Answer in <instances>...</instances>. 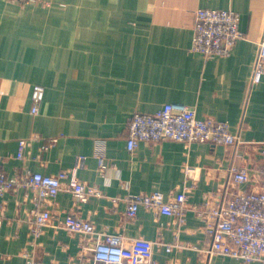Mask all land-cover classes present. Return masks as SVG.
Masks as SVG:
<instances>
[{
	"label": "crops",
	"instance_id": "crops-1",
	"mask_svg": "<svg viewBox=\"0 0 264 264\" xmlns=\"http://www.w3.org/2000/svg\"><path fill=\"white\" fill-rule=\"evenodd\" d=\"M197 8L233 9L242 36L227 56L190 50ZM264 25V0H52L50 5L0 0V155L3 170L76 175L100 195L77 203L61 189L44 207L54 217L34 248L38 264H76L92 240L62 227L74 210L97 231L153 242L156 263L263 264L220 254L198 210L217 201L231 165L254 171L264 140V77L251 83ZM34 84L45 88L31 112ZM192 107L200 118L229 124L242 144L141 141L127 149V121L165 103ZM26 141L18 158L19 142ZM106 167L99 169L98 157ZM241 184L239 189H249ZM186 188L183 220L141 206L126 216L131 194ZM24 190L0 196V264H24L33 202ZM171 247L168 251L165 245Z\"/></svg>",
	"mask_w": 264,
	"mask_h": 264
},
{
	"label": "built area",
	"instance_id": "built-area-1",
	"mask_svg": "<svg viewBox=\"0 0 264 264\" xmlns=\"http://www.w3.org/2000/svg\"><path fill=\"white\" fill-rule=\"evenodd\" d=\"M20 3L50 5L52 0H12ZM242 36L240 14L233 9L197 8L194 11L190 50L205 57L227 56ZM264 77V25L258 44V52L253 64L251 83ZM45 88L34 84L31 90V112L37 113L44 98ZM127 149L132 151L141 141L171 139L184 143L209 142L214 145L242 144L229 124L211 117L200 118L195 110L183 103H165L154 113L135 111L126 126ZM261 155V164L254 171L231 165L229 181L220 191L215 202L205 201L198 210L205 222L206 232L211 239L204 252L207 255L220 254L238 258L244 262L260 261L264 264V140L255 142ZM26 141L19 142L17 157H23ZM4 158L0 155V196L8 191L24 190L26 198L33 202L29 211V246L22 252L24 264H38L34 248L45 227L51 224L54 213L44 207L61 189L69 191L77 203L98 196L100 192L81 181L76 169L82 165L84 157H78L76 166L63 169L55 174L24 171L8 175L2 168ZM99 169L106 167L103 156L98 157ZM241 184H251L249 189H239ZM187 189L165 195L154 190L148 193L131 194L128 199L126 216L134 218L143 206L158 213L183 220L187 206ZM4 216L0 207V224ZM62 227L69 233L79 234L92 240L87 247L90 257L76 264H158L152 256L153 242L144 238H127L121 233L97 231L93 223L80 217L74 210L69 211ZM176 246L165 245L166 250ZM164 264H174L167 261Z\"/></svg>",
	"mask_w": 264,
	"mask_h": 264
}]
</instances>
